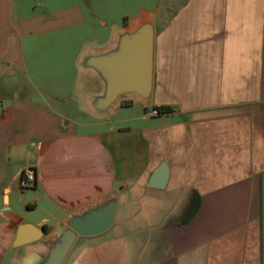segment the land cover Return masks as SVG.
Listing matches in <instances>:
<instances>
[{
	"label": "crops",
	"instance_id": "0c3cea01",
	"mask_svg": "<svg viewBox=\"0 0 264 264\" xmlns=\"http://www.w3.org/2000/svg\"><path fill=\"white\" fill-rule=\"evenodd\" d=\"M64 1L51 11L50 0H0V264H30L68 213L112 191V224L77 236L62 264H264V0H161L122 24L104 16L106 0ZM144 16L155 25L152 95L127 105L162 111L132 126V117H111L122 99L105 114L88 106L83 90L101 84L78 59ZM50 34L80 37L76 89L64 96H46L37 85L46 82ZM162 159L165 186L147 185ZM26 165L38 178L21 213L16 205L26 193L17 185ZM130 190L146 220L122 230ZM194 195L197 210L185 218ZM153 206L161 210L155 225ZM20 221L44 232L14 245Z\"/></svg>",
	"mask_w": 264,
	"mask_h": 264
},
{
	"label": "water",
	"instance_id": "95a60500",
	"mask_svg": "<svg viewBox=\"0 0 264 264\" xmlns=\"http://www.w3.org/2000/svg\"><path fill=\"white\" fill-rule=\"evenodd\" d=\"M153 17L144 16L116 32L114 38L98 49H85L78 64L84 72L92 73L101 87L98 91L83 90V98L97 114L112 110L127 97L148 102L152 95L154 63ZM85 91V92H84ZM78 93L81 90L77 91ZM169 175V166L162 159L150 172L147 185L163 187ZM117 192L68 213L64 223L30 264H62L77 236L103 232L113 222ZM6 208V206H4ZM44 227L28 221L17 224L14 245L36 240Z\"/></svg>",
	"mask_w": 264,
	"mask_h": 264
},
{
	"label": "rangeland",
	"instance_id": "374dc122",
	"mask_svg": "<svg viewBox=\"0 0 264 264\" xmlns=\"http://www.w3.org/2000/svg\"><path fill=\"white\" fill-rule=\"evenodd\" d=\"M64 2V0H50L46 9L56 11L64 5ZM159 2H161V0H106L104 6L107 14L105 13L104 16H106L107 19H113L122 24L128 19H132L134 15L140 13L144 8L147 10L156 9ZM99 6H101V4ZM87 37L92 38L93 36L90 34ZM79 38L80 37L75 36L74 40L70 41L69 39L66 41V38L61 34L46 35V82L37 84L42 90L46 91V96L49 93L64 96L76 89L75 78L78 76V69L75 65V56ZM144 106L145 105L141 101H137L132 105L123 104L112 113L111 117L112 119L132 117V119L128 121L132 126L153 122L156 116L145 113ZM147 107L150 108L151 106L147 105ZM144 116L146 117L144 118ZM127 136H129L128 140L131 142L130 156L132 160V170L136 172L140 167L137 134L131 131ZM114 185L119 187L120 180H114ZM17 187L19 192L26 193V198L20 199L17 202L16 208L21 213H25L29 208L26 203L27 200L25 201V199H33L34 194L31 188L23 189L19 183ZM126 198L125 209L124 211L120 209L118 217H125V215H127L129 217L128 223L118 228L122 230H125V228L132 230L133 227L137 228L143 225L146 218L143 214L139 213V203L133 190L127 192ZM149 215L153 225L161 220V210L157 206L152 207Z\"/></svg>",
	"mask_w": 264,
	"mask_h": 264
},
{
	"label": "built area",
	"instance_id": "2783aa9c",
	"mask_svg": "<svg viewBox=\"0 0 264 264\" xmlns=\"http://www.w3.org/2000/svg\"><path fill=\"white\" fill-rule=\"evenodd\" d=\"M160 111L158 107L151 106L150 108L146 107L145 113L147 114H158ZM38 178V172L33 165H26L22 168L19 175V185L22 188H27L33 186Z\"/></svg>",
	"mask_w": 264,
	"mask_h": 264
},
{
	"label": "trees",
	"instance_id": "16d2710c",
	"mask_svg": "<svg viewBox=\"0 0 264 264\" xmlns=\"http://www.w3.org/2000/svg\"><path fill=\"white\" fill-rule=\"evenodd\" d=\"M131 102H132V100L130 98H125V99L121 100V103L125 104V105L130 104ZM161 107L162 106H158L159 111H162ZM145 109H146V107H145ZM198 204H199V196L194 195V197H193V199L189 205V208L186 212L185 218L190 217L197 210Z\"/></svg>",
	"mask_w": 264,
	"mask_h": 264
}]
</instances>
